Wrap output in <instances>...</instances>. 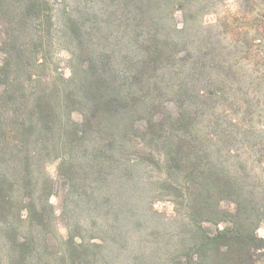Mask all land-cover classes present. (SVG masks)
I'll list each match as a JSON object with an SVG mask.
<instances>
[{"label": "trees", "instance_id": "1", "mask_svg": "<svg viewBox=\"0 0 264 264\" xmlns=\"http://www.w3.org/2000/svg\"><path fill=\"white\" fill-rule=\"evenodd\" d=\"M215 3L0 0V106L12 108L0 112V125L7 128L0 132V264H33L40 248L32 230L40 215L33 168L57 160L65 184L74 188L85 165L70 151L75 144L89 149L94 138L110 153L109 168L116 163L111 153H119L120 159H134V170L154 172L151 187L174 206L170 223L177 248L171 264H256L263 257L264 238L257 230L264 221V178L239 175L211 160L204 126L231 139L222 125H246L255 109L264 117L261 100H250L262 92L251 90L264 79L251 76L247 82L234 65L221 66L225 51L254 53L246 38L254 31L264 37V20L248 19L247 10H240L245 21L237 19L232 32L234 23L225 19L231 37L225 49L224 40L204 31L198 56L211 54L220 64L217 73L196 72V63L188 72L192 41L177 31L175 9H182L186 22ZM54 46L69 52L71 76L45 81ZM132 167L126 166L127 178ZM40 209L52 211L47 203ZM205 223L226 227L211 236ZM65 245V258L84 263L70 237Z\"/></svg>", "mask_w": 264, "mask_h": 264}, {"label": "rangeland", "instance_id": "2", "mask_svg": "<svg viewBox=\"0 0 264 264\" xmlns=\"http://www.w3.org/2000/svg\"><path fill=\"white\" fill-rule=\"evenodd\" d=\"M215 7L204 14L194 15L192 18L183 16L182 9H175L177 18L176 29L182 32L192 41L191 52L187 56V69L190 72L193 63H196V72L206 70L208 73H217L218 61L212 59L211 54H205L202 58L198 56L199 38L204 31L221 38L225 42L223 49L231 44V37L227 33L225 19L234 23L228 30L233 32L238 28L239 23L243 24L247 10L248 19L264 20L263 0H216ZM240 11V12H239ZM253 22L250 21V24ZM250 27V25H240ZM254 39V40H253ZM253 40V42L251 41ZM248 43L255 47L253 54L240 53L234 56L225 51L221 66L232 64L234 68L246 78L264 79V37L257 32H250ZM1 42V40H0ZM57 44V43H56ZM127 49L128 41L124 40L122 47ZM55 50L50 61L52 68H46L43 73L45 81L53 77L64 80L71 76L68 60L70 54L65 49L54 46ZM52 49V50H53ZM260 52V55L259 53ZM41 62L43 58L41 56ZM219 60V59H218ZM223 64V65H222ZM190 66V67H188ZM251 91L262 92L258 95L252 94L250 100L255 105L261 100L264 106V81L255 83ZM247 88V87H246ZM260 98V99H259ZM248 99V98H247ZM231 108L232 102L224 103ZM8 106H0V112L4 113ZM10 109H12L10 107ZM255 118L238 128H230L222 125L220 128L232 135L230 139L226 133H214L206 127V146L211 160L219 163L224 169H233L237 174L253 173L258 178H264V117L261 112L255 109ZM76 123L81 122L80 114L73 115ZM145 124H140L144 128ZM1 121L0 132H7ZM94 145L85 149L82 144L72 147L70 155L73 160L84 163V171L79 173L77 181L72 186H67L60 173V162L53 160L45 163V167H34V198L36 199L40 215L35 222L39 226L32 228L38 236L40 246L33 264H74L65 253L69 248L65 245L72 239L73 247L84 258L76 264H171L172 257L176 251L173 239V229L170 217L174 214V206L165 194L160 190L151 187L154 172L148 167L136 168L134 170V159H120L119 153L115 154V166L109 168L108 156L110 153L102 151V144L98 138H94ZM95 147L97 150L95 151ZM118 146L112 151L117 152ZM134 156V155H133ZM135 158V156L133 157ZM130 159V158H129ZM126 166H133L126 175ZM53 189L50 193V190ZM49 204L52 211L44 213L42 207ZM254 213L252 219H256ZM27 210L24 217H28ZM251 219V220H252ZM256 221V220H255ZM27 229H31V222L28 220ZM209 235L214 236L226 227L225 223L213 225L205 223ZM26 229V230H27ZM175 230V229H174ZM257 233L264 238V221L259 226ZM48 236V239L45 237ZM81 242L84 247H81ZM256 264H264V255L257 259Z\"/></svg>", "mask_w": 264, "mask_h": 264}]
</instances>
